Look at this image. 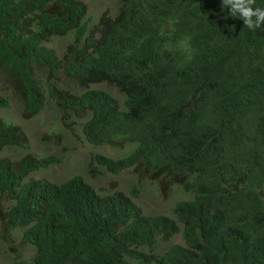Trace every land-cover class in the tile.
Instances as JSON below:
<instances>
[{
    "label": "trees",
    "instance_id": "16d2710c",
    "mask_svg": "<svg viewBox=\"0 0 264 264\" xmlns=\"http://www.w3.org/2000/svg\"><path fill=\"white\" fill-rule=\"evenodd\" d=\"M117 1L95 20L79 0H0V68L25 114L42 103L34 70L62 68L73 93L46 89L61 109L87 111L84 139L132 145L116 158L95 154L89 175L132 168L189 197L142 214L78 175L23 180L57 159L9 162L3 152L24 135L0 119L1 229L23 227L27 264H264V25L249 28L222 0ZM66 32L72 42L57 58L43 43ZM101 82L121 98L92 86ZM177 233L180 243L155 252Z\"/></svg>",
    "mask_w": 264,
    "mask_h": 264
},
{
    "label": "rangeland",
    "instance_id": "374dc122",
    "mask_svg": "<svg viewBox=\"0 0 264 264\" xmlns=\"http://www.w3.org/2000/svg\"><path fill=\"white\" fill-rule=\"evenodd\" d=\"M79 1L84 4L85 14L92 15L95 20L101 12L106 11L111 14L118 7L117 0ZM71 42L72 36L70 32H66L50 37L43 45L53 50L57 58H61L66 45ZM34 76L37 86L41 88L42 103L35 112L25 114L21 97L7 80L5 81L4 72L0 68V98L6 103L0 106V119L14 124L24 135L22 145L5 150L4 157L9 162L16 160L18 162L26 154L35 157L51 155L57 159L56 163H51L47 167L29 171L23 180L34 178L58 182L78 175L97 189L100 194H108L112 189H116L128 195L130 187L134 186L138 179L141 184L140 186L138 184L132 201L139 207L142 214L168 213L172 205L180 201L178 199L187 197V194L179 188L167 187L165 191H160L157 183L146 181L141 177L139 179V175L131 168L116 173L104 171L95 172L93 176L89 175L87 169L92 163L91 157L95 154L116 158L129 151L132 145L122 143L120 146H112L107 143L101 145L88 143L81 130L82 122L88 116L87 111L75 113L71 109H61L46 89L49 84L55 91L62 90L66 94H72L73 80L65 74L62 68L57 69L53 75H47L43 69H35ZM92 86L105 89L111 95L120 97L115 88L104 82L95 83ZM0 156H2L1 153ZM6 206L7 201L0 203L1 210H5ZM3 220L4 218L0 217V225ZM22 229L21 226L11 230H2L0 227V264H15L16 261H23L27 264L30 261L33 250L29 244L23 245L21 242ZM174 242H181L179 233L173 235L167 242H157L155 252L164 250L169 246L168 244ZM138 249L142 250V248ZM127 260L129 264H139L134 258Z\"/></svg>",
    "mask_w": 264,
    "mask_h": 264
},
{
    "label": "clouds",
    "instance_id": "9594fccd",
    "mask_svg": "<svg viewBox=\"0 0 264 264\" xmlns=\"http://www.w3.org/2000/svg\"><path fill=\"white\" fill-rule=\"evenodd\" d=\"M255 2L256 0H222L223 5L228 9V11L233 14H238L239 18L243 20V24L247 25L249 28H256L261 25H264V8L254 7ZM168 187L173 188V189H176V188L181 189V187L173 186V185H169ZM185 193L187 194L186 198H188L189 193L187 192ZM126 196H128L130 200L132 201V197L134 195L131 196L130 194H128ZM186 198L178 199V200H184ZM168 213H170V210Z\"/></svg>",
    "mask_w": 264,
    "mask_h": 264
}]
</instances>
